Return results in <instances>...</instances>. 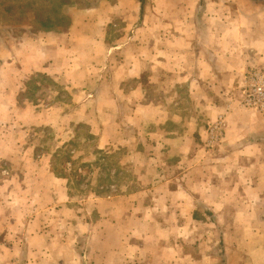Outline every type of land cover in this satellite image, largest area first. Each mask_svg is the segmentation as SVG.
<instances>
[{
	"label": "rangeland",
	"instance_id": "1",
	"mask_svg": "<svg viewBox=\"0 0 264 264\" xmlns=\"http://www.w3.org/2000/svg\"><path fill=\"white\" fill-rule=\"evenodd\" d=\"M246 15L252 16L255 25L261 24L264 37V0H0V234L7 237L0 245L15 237L13 221L20 225L22 214L36 213L39 205L34 199L52 200L59 191L50 168L69 182L72 216L75 213L76 219L73 218L77 222L87 218L83 211L87 213L97 196L129 195L155 184L153 179L159 174L154 175L152 183L143 179L141 164L146 157H139L141 162L135 160V150L150 152L153 148L146 144L151 141L144 139L150 138L151 124L136 117L161 119L166 110L149 109V114H145L143 109L128 108V103L139 102L133 91L120 93L117 85L110 94L111 104L102 94H96L97 102L88 100L98 89H87L89 74L112 73L121 64L123 52L133 53L132 46L121 48L124 41L138 38L132 43L147 66L141 80L145 94L140 102L148 106L167 102L182 115L189 92L180 90L179 84L174 88L168 86L165 75H171V70L179 73L183 67L189 68V54L201 52L199 22L208 18L216 19L214 26L218 28L216 38L221 39V51L241 59L245 53L233 48L238 44H232L233 28L229 20ZM189 29L194 32L193 38L187 33ZM53 33L66 47L57 63L61 76L49 75L41 68L36 59L37 48L31 44L33 38ZM246 55L251 57V65L230 87L224 84L219 98L221 109L208 117L201 141L207 150L230 152L235 168L231 167L229 177L232 182L236 179L238 194L264 199V112L245 109L239 102V90L247 74L254 69L264 73V41L261 50ZM103 79L110 77L104 75L98 81ZM133 85L131 81L126 88ZM131 118L133 123H129ZM116 119L127 124L126 136L123 134L120 141ZM108 120L110 123L105 122ZM164 131L158 132V139H164ZM102 134L104 140H110L108 146L105 144L108 151L99 149L105 146L99 140ZM213 136L216 139L212 140ZM219 155L216 160L222 164V172L217 175L225 183L229 158ZM165 177L162 173L160 180ZM51 207L45 213L49 223L56 228L57 224L62 226L58 214L68 211ZM55 230L58 243L73 248L70 240L74 241L78 254L74 264H161L153 259L140 260L141 256L156 255L153 239L146 243L150 248L142 255L133 254V249L140 247L139 240L144 238L133 237L137 245L130 244L126 237L124 246L96 248L98 240L75 235L69 240L68 231ZM73 254L63 251L62 264H73L69 260Z\"/></svg>",
	"mask_w": 264,
	"mask_h": 264
},
{
	"label": "crops",
	"instance_id": "2",
	"mask_svg": "<svg viewBox=\"0 0 264 264\" xmlns=\"http://www.w3.org/2000/svg\"><path fill=\"white\" fill-rule=\"evenodd\" d=\"M214 21L216 19L208 18L206 22H199L198 34L203 42L197 37L196 39L201 43L198 48L201 52L188 53L189 68L183 67L179 73L171 70V75H165L168 86L173 85L174 88L179 84L180 90L189 92V102L182 115H178L167 102L151 103L150 106L140 102V97L145 94L142 92L141 80L148 70L143 62L145 59L136 53V44L132 43V40L134 42L138 39L136 37L131 38V42L124 41L121 48L126 50L132 46L133 53L123 52V60L115 71H104L101 76L98 72L89 74L87 89H98L89 95L88 100L98 97L96 94H102L111 104L110 94L117 85L120 93L133 91L139 102L128 103V108L143 109L145 114H149V109L166 110V116L160 117L161 119L136 117L142 122L147 119V123L151 124L148 133L150 138L145 136L144 139L151 141L146 144L153 148L150 152L135 150V160L141 162L140 159L146 157L141 164L143 179L152 183L154 175L159 174L153 179L155 184L143 186L141 190L129 195L115 193L97 196L95 203L86 210L87 213L83 211L87 218L77 222L74 220L75 213L72 216L74 210L70 203L73 197L69 182L50 168L49 172L56 176L55 187L57 190L59 185V191L57 190L52 200L38 197L34 199L39 205L36 213L22 214L20 225L13 221L15 224L12 228L17 233L9 242L0 245V264H62L63 251H73V258L69 260L73 264L77 263V247L70 240L72 235L98 240L100 243L94 244L96 248L107 245L110 247L111 244L124 246L126 237L130 244L137 245L138 242L133 237L144 238L139 240L141 246L133 249V254L142 255L149 251L150 246L146 243L153 239V245L156 246L153 252L156 255L152 258L141 256L140 260L153 259L161 264H264V199L248 196L243 192L238 194L236 179L233 178L232 182L229 177L231 167L235 168L231 164L230 152L220 154L221 151L207 150L202 144L206 123H209L208 117L214 116L221 109L219 98L224 92V84L230 87L237 77L243 76L252 63L251 57L246 54L261 50L264 41L260 31L262 26L255 25L251 15L229 20L233 28L232 44H238L233 48L245 53L241 59H235L231 53L221 51V39L216 38L218 28L214 26ZM187 33L190 38L194 37L192 29ZM31 44L37 48L36 59L41 68L49 75L61 76L62 71L57 63L66 47H62L63 44L55 34L33 38ZM187 59L183 56L184 61ZM104 75L110 79L98 81ZM131 81L134 85L127 89ZM169 94H172L171 91ZM119 103L117 101V106ZM197 108L201 111H194ZM129 123H133L132 118ZM116 125L120 141L124 139L121 136L126 131L127 124L116 119ZM160 125L162 127L157 129ZM163 129L164 139H158L157 134ZM102 136L99 139L101 146L110 141L104 140L105 134ZM106 145L99 149L108 151ZM218 155L229 158L230 168L226 170V175H229L225 183L217 175L222 172V164L219 165L216 160ZM162 173L166 177L160 180ZM51 206L59 207V211H68V214H58L62 226H52L45 216L46 209ZM88 215H91L90 218ZM55 229L68 231L70 244L74 247L58 243L56 239L59 236ZM4 231L7 232L8 228H4ZM4 238L7 239L0 234V241ZM126 241L127 239L125 243ZM222 242L226 244L222 246Z\"/></svg>",
	"mask_w": 264,
	"mask_h": 264
},
{
	"label": "built area",
	"instance_id": "3",
	"mask_svg": "<svg viewBox=\"0 0 264 264\" xmlns=\"http://www.w3.org/2000/svg\"><path fill=\"white\" fill-rule=\"evenodd\" d=\"M240 105L249 110L264 112V73L254 69L247 74L244 85L239 90ZM218 129H220L217 126ZM220 135V134H219ZM216 139L214 136L212 140Z\"/></svg>",
	"mask_w": 264,
	"mask_h": 264
},
{
	"label": "trees",
	"instance_id": "4",
	"mask_svg": "<svg viewBox=\"0 0 264 264\" xmlns=\"http://www.w3.org/2000/svg\"><path fill=\"white\" fill-rule=\"evenodd\" d=\"M72 172V168H70V173Z\"/></svg>",
	"mask_w": 264,
	"mask_h": 264
}]
</instances>
